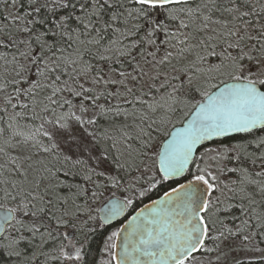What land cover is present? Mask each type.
I'll return each instance as SVG.
<instances>
[{"label":"snow or ice","instance_id":"obj_1","mask_svg":"<svg viewBox=\"0 0 264 264\" xmlns=\"http://www.w3.org/2000/svg\"><path fill=\"white\" fill-rule=\"evenodd\" d=\"M255 259L264 0H0V260Z\"/></svg>","mask_w":264,"mask_h":264},{"label":"trees","instance_id":"obj_2","mask_svg":"<svg viewBox=\"0 0 264 264\" xmlns=\"http://www.w3.org/2000/svg\"><path fill=\"white\" fill-rule=\"evenodd\" d=\"M181 182L183 181L181 180ZM167 187H168L167 183L158 186V188L153 191L150 198L151 199L158 198L160 195L163 194V191L167 190ZM113 192H115L116 197H120V198L126 195V193H123L120 190L111 189L109 191L103 192V196L101 197V200L104 201L108 197H111ZM146 203H149L148 199H143L142 201L138 199L134 205V208L128 210V214L131 215L133 212H135L138 208H140L141 206H143V204H146ZM100 206H101V203L98 202L96 204V207L99 208ZM93 227L96 229V231H95V235L91 237V245H90L91 255L89 257L90 259H92L93 257H97L99 255L98 249L102 247L103 240L106 238L108 234H110L111 231L115 230L116 227H119V224H115L112 226H105L104 228L96 227V225L93 224ZM0 264H4L3 260H0ZM245 264H248V261H245ZM251 264H264V261H261V260L251 261Z\"/></svg>","mask_w":264,"mask_h":264},{"label":"water","instance_id":"obj_3","mask_svg":"<svg viewBox=\"0 0 264 264\" xmlns=\"http://www.w3.org/2000/svg\"><path fill=\"white\" fill-rule=\"evenodd\" d=\"M177 126H179V125H177ZM142 207H143V206H142ZM142 207H140V208H142ZM140 208H139V209H140ZM137 210H138V209H137ZM133 214H135V212H134ZM126 215H128V212L126 213ZM131 215H132V214H131ZM129 216H130V215H129ZM123 219H124L123 217L119 218V222H120V221H123ZM115 223H118V221H113V222H112V224H115ZM112 224H111V225H112Z\"/></svg>","mask_w":264,"mask_h":264},{"label":"rangeland","instance_id":"obj_4","mask_svg":"<svg viewBox=\"0 0 264 264\" xmlns=\"http://www.w3.org/2000/svg\"><path fill=\"white\" fill-rule=\"evenodd\" d=\"M258 260H260V259H255V260H252V261H258Z\"/></svg>","mask_w":264,"mask_h":264}]
</instances>
